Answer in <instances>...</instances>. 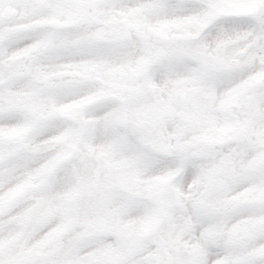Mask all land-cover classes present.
<instances>
[{
  "label": "snow or ice",
  "instance_id": "6c2138e0",
  "mask_svg": "<svg viewBox=\"0 0 264 264\" xmlns=\"http://www.w3.org/2000/svg\"><path fill=\"white\" fill-rule=\"evenodd\" d=\"M0 264H264V0H0Z\"/></svg>",
  "mask_w": 264,
  "mask_h": 264
}]
</instances>
